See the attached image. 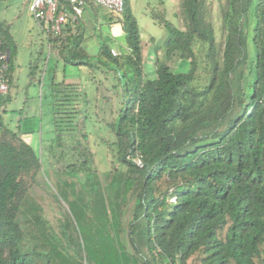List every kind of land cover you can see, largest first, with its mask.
<instances>
[{
    "label": "trees",
    "instance_id": "1",
    "mask_svg": "<svg viewBox=\"0 0 264 264\" xmlns=\"http://www.w3.org/2000/svg\"><path fill=\"white\" fill-rule=\"evenodd\" d=\"M87 4L120 23L122 45L103 40L91 55L80 16L46 36L57 59L117 77L115 138L106 142L117 165L90 166L83 84L51 79V131L75 176L59 184L69 206L55 230L28 194L40 152L4 124L11 95H0V264H264V0H224L219 39L205 0H178L182 28L157 19L167 34L152 76L130 1L121 13ZM16 52L0 20L9 86ZM200 60L205 77L195 84Z\"/></svg>",
    "mask_w": 264,
    "mask_h": 264
},
{
    "label": "rangeland",
    "instance_id": "2",
    "mask_svg": "<svg viewBox=\"0 0 264 264\" xmlns=\"http://www.w3.org/2000/svg\"><path fill=\"white\" fill-rule=\"evenodd\" d=\"M129 1L143 40L145 75L150 76L154 74L155 59H163L164 53L160 48L161 43L154 44L147 40V36H152L156 40L166 36V29L157 19L165 18L182 28L178 0ZM223 1L205 0V10L213 22L217 39L220 38V5ZM29 3V0H0V20L8 23L10 33L17 45L14 80L7 90L11 100L5 104L2 116L8 128L17 130L19 127L25 132L21 135L22 138L40 152L41 172L37 174L36 181L28 194L42 205L50 225L58 230L64 209H68L69 206L59 184L70 182L75 176L65 170L66 155L63 149L57 146L51 131L46 110L47 86L54 78L55 81L80 82L85 87L88 100L82 102V109L86 118L88 147L91 152L90 166L98 173L107 171L112 165H117L114 159L111 161L112 157L108 154L106 142L115 138L108 123L115 117L118 109L119 87L116 86L117 77L104 66L90 69L57 59L48 49L46 36L48 23H38L30 11ZM80 17L85 23V34H92L84 42L91 55L97 52L98 45L103 40L112 45L124 43V31L120 23L115 22L110 28L107 24H98L88 7H85ZM169 64L173 69H177L179 60H172ZM31 67L34 69L32 80L29 76ZM205 67V63L200 60L197 69L200 80L195 81V84L203 83ZM179 68L185 69L186 64L182 63Z\"/></svg>",
    "mask_w": 264,
    "mask_h": 264
},
{
    "label": "built area",
    "instance_id": "3",
    "mask_svg": "<svg viewBox=\"0 0 264 264\" xmlns=\"http://www.w3.org/2000/svg\"><path fill=\"white\" fill-rule=\"evenodd\" d=\"M87 3L99 5L111 12L121 13L124 10V0H30V11L39 24L47 22L46 32L58 34L68 15L72 18L80 16ZM112 55H117L118 51L110 49ZM7 54L0 53V95L6 94L9 88L5 77L7 68ZM139 166L142 163L136 161Z\"/></svg>",
    "mask_w": 264,
    "mask_h": 264
},
{
    "label": "crops",
    "instance_id": "4",
    "mask_svg": "<svg viewBox=\"0 0 264 264\" xmlns=\"http://www.w3.org/2000/svg\"><path fill=\"white\" fill-rule=\"evenodd\" d=\"M29 2H30V0H29ZM30 4V3H29ZM85 7H88L90 10H91V13H92V16H93V18H94V20H95V22L96 23H98V24H102V23H104V24H107V26L110 28L111 26H112V20L110 19V17L108 16V12H106V11H104L102 8H100V7H92V6H90V5H88V4H86L85 6H84V8H83V11H84V9H85ZM132 9V8H131ZM139 33H140V27H139ZM91 35L92 34H89V35H86L85 34V36H89V38L91 37ZM165 37H163V38H160V39H155V38H153L152 36H147V40L148 41H151V42H154V44H159V43H162V41H163V39H164ZM15 41V40H14ZM140 44H141V48H142V67H143V71H144V73H146V71H145V63H144V50H143V40H141V35H140ZM85 45V44H84ZM99 46V45H98ZM85 47H86V45H85ZM113 48H115V47H113ZM48 49H49V45H48ZM86 49H87V51L89 52V50H88V47H86ZM53 53V52H52ZM54 55H55V53H53ZM16 55H17V52H16ZM60 60V59H59ZM149 66V65H148ZM150 67V66H149ZM16 70V69H15ZM153 70L155 71V66H153ZM152 75H154V74H151L150 76H152Z\"/></svg>",
    "mask_w": 264,
    "mask_h": 264
}]
</instances>
